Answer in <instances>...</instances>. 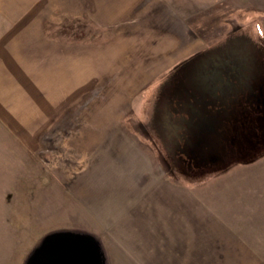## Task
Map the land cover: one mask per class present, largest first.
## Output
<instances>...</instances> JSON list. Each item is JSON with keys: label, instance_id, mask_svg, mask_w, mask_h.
<instances>
[{"label": "rangeland", "instance_id": "rangeland-1", "mask_svg": "<svg viewBox=\"0 0 264 264\" xmlns=\"http://www.w3.org/2000/svg\"><path fill=\"white\" fill-rule=\"evenodd\" d=\"M94 1L100 13L133 3ZM141 6L128 23L49 27L95 42L79 104L61 119L41 107L53 82L23 78L28 103L0 78V264H47L44 248L61 241L85 264H264V223L237 219L247 200L236 190L264 188L261 164L240 163L264 158V0Z\"/></svg>", "mask_w": 264, "mask_h": 264}, {"label": "crops", "instance_id": "crops-1", "mask_svg": "<svg viewBox=\"0 0 264 264\" xmlns=\"http://www.w3.org/2000/svg\"><path fill=\"white\" fill-rule=\"evenodd\" d=\"M88 1L86 7L82 5L79 8L78 2L74 1L71 2L70 7L62 9V0H0V78L12 79L9 82L16 87L21 85L15 93L20 91L25 95L28 91L27 86L23 85V78L38 79L43 77L49 83L53 82L55 89L49 98L47 95L42 97L44 105L41 107L56 110V115L60 119L63 111H72L79 104L80 70L93 68L95 42L89 37L82 41L72 38L64 40L50 33L49 27L52 25L61 26L67 19H79L85 15L94 21L99 20L110 24L117 21L115 15H121L119 19L128 23L127 18L121 17L134 14L136 19V15L142 14V6L136 9V5L141 4L142 0H133L131 6H125L122 12L119 10L118 12L112 11L111 8L102 13L95 12L94 5L96 3L94 0ZM102 2L104 5L106 4L105 0ZM97 4L99 5L100 2ZM138 26L128 25L125 28L138 29ZM113 27L116 26L112 25L111 28ZM24 99L29 103L28 96ZM57 111L60 113L57 114ZM54 136L56 137V134ZM51 139L49 138L46 142H51ZM34 140L32 142L39 141ZM29 142L31 143V141ZM135 152L136 157L139 158L140 154ZM93 155H87V174L94 172L95 160ZM140 156L142 157V155ZM240 163L246 164V167L241 165V168H253L252 166L255 164H261L256 168V173H264V158L252 165L247 164L250 161ZM74 164L72 163V165ZM252 174L254 175V173ZM246 185L247 187L239 186L236 188L237 198L242 199L244 197L247 200L246 203L240 204V206L245 205L246 209L241 210L240 213L237 211V219L264 223L263 184L252 181L247 182Z\"/></svg>", "mask_w": 264, "mask_h": 264}, {"label": "trees", "instance_id": "trees-1", "mask_svg": "<svg viewBox=\"0 0 264 264\" xmlns=\"http://www.w3.org/2000/svg\"><path fill=\"white\" fill-rule=\"evenodd\" d=\"M58 236V235H56ZM57 238V237H56ZM67 245L64 241L59 242V244H50L48 243L46 245V247L44 248V252L43 255L41 256V260L42 258H49V260L47 261V264L51 263V264H85L84 262V258L87 260L86 257H84L83 255H81L80 253L70 249V248H66ZM50 252V255H49ZM52 256H53V261L55 259H57L55 262H53L52 260ZM66 256H71V260L69 261L67 259ZM40 260V261H41ZM46 264V262H45Z\"/></svg>", "mask_w": 264, "mask_h": 264}, {"label": "flooded vegetation", "instance_id": "flooded-vegetation-1", "mask_svg": "<svg viewBox=\"0 0 264 264\" xmlns=\"http://www.w3.org/2000/svg\"><path fill=\"white\" fill-rule=\"evenodd\" d=\"M216 83H217V84L214 85V87H213L214 90H218V88L222 86V79L220 78ZM256 100L258 101V99H256ZM244 105H246L248 111H252L253 109H254V111H255L256 109H258V108H255L254 105H252V104H251V107H249L250 103H244ZM233 111H235L236 114H237V117L234 116L233 119H234L235 121L239 120L240 117H242V116H241L242 106H238V107H236ZM233 111H232V112H233ZM255 116H256V114H254V112H252V119L249 120V121L252 120L251 125H255V124H256V117H255ZM232 117H233V115H232ZM242 118H243V117H242ZM231 122H234V121L232 120ZM254 122H255V123H254ZM249 126H250V125H249Z\"/></svg>", "mask_w": 264, "mask_h": 264}]
</instances>
